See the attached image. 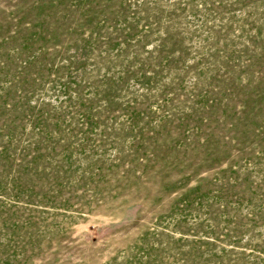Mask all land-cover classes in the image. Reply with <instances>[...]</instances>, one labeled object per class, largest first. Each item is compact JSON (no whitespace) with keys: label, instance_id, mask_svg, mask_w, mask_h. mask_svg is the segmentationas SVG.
Returning <instances> with one entry per match:
<instances>
[{"label":"rangeland","instance_id":"374dc122","mask_svg":"<svg viewBox=\"0 0 264 264\" xmlns=\"http://www.w3.org/2000/svg\"><path fill=\"white\" fill-rule=\"evenodd\" d=\"M0 264H264V0H0Z\"/></svg>","mask_w":264,"mask_h":264}]
</instances>
